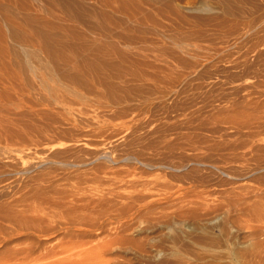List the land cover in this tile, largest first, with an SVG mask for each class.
Listing matches in <instances>:
<instances>
[{
    "label": "rangeland",
    "instance_id": "rangeland-1",
    "mask_svg": "<svg viewBox=\"0 0 264 264\" xmlns=\"http://www.w3.org/2000/svg\"><path fill=\"white\" fill-rule=\"evenodd\" d=\"M9 1L0 264H264V0Z\"/></svg>",
    "mask_w": 264,
    "mask_h": 264
},
{
    "label": "bare ground",
    "instance_id": "bare-ground-1",
    "mask_svg": "<svg viewBox=\"0 0 264 264\" xmlns=\"http://www.w3.org/2000/svg\"><path fill=\"white\" fill-rule=\"evenodd\" d=\"M7 1H9V0H7ZM10 1H11V0H10ZM10 1H9V2H10ZM51 2H54V4H56V3H55V0H52ZM59 2L61 3V1H59ZM59 2H58V0H57V3H59ZM62 3H63V2H62ZM52 4H53V3H52ZM131 4H132V3H131ZM64 5H65V3H64ZM64 5L62 4L63 7H64ZM66 6H67V7H66L65 11L67 10L66 12L68 13V11H69V8H68V7H69V6H68V4H66ZM23 7H24V6H23ZM24 8H26V7H24ZM61 8H62V7H61ZM61 8H60V9H61ZM52 9H53V8H52ZM70 9H71V8H70ZM27 10H30V9H27ZM53 10H55V9H53ZM61 10H63V9H61ZM70 12H71V11H69V13H70ZM173 12H174V11H173ZM53 14H54V13H53ZM71 14H72V13H71ZM71 14H70V15H71ZM100 14H101V13H100ZM135 14H136V13H135ZM62 15H63V14H62ZM28 16H29V15H28ZM73 16H74V15H73ZM76 16H77V15H76ZM30 17L32 18L31 15H30ZM28 18H29V17H28ZM31 18H29V19H31ZM160 18H161V17H160ZM32 19H33V18H32ZM34 19H37V18H34ZM97 19H98V18H97ZM5 20H6V19H5ZM27 20H28V19H27ZM71 20H72V19H71ZM3 21H4V20H3ZM75 21H76V20H75ZM6 22H7V21H6ZM9 22H10V20H9ZM13 22H15V21H11L12 24L10 23L12 26H13ZM29 22H30V20H29ZM31 22H33V20H31ZM101 22H102V20H101ZM25 23L28 24L27 21H26ZM55 23H56V22H55ZM57 23H58V22H57ZM57 23H56V24H57ZM79 23H80V21H79ZM110 23H111V22H110ZM29 24H30V23H29ZM59 24H60V23H59ZM14 25H16V24H14ZM18 25H19V24H18ZM18 25H17V26H18ZM3 26H4V25H3ZM29 26H31V25H29ZM14 27H16V26H14ZM72 27H73V26H72ZM101 27H102V26H101ZM62 29H63V28H62ZM71 29H72V28H71ZM46 30H47V29H46ZM1 31H2V30H1ZM40 31H41V30H40ZM57 31H58V30H57ZM41 32H42V31H41ZM101 32H102V31H101ZM104 32H105V31H104ZM62 33H63V32H62ZM105 34H107V33H105ZM105 34H104V35H105ZM2 35H3V33H2ZM70 35H71V34H70ZM98 35H99V34H98ZM41 36H42V35H41ZM90 36H91V35H90ZM38 37H39V36H38ZM2 38H4V37H2ZM45 38H46V37H45ZM59 39H60V38H59ZM62 39H63V38H62ZM73 39H74V38H73ZM96 39H97V38H96ZM39 40H40V39H39ZM49 40H50V38H49ZM80 40H81V39H80ZM64 41L67 42L68 40H64ZM9 43H10V42H9ZM25 43H26V41H25ZM28 43H29V42H28ZM39 43H40V42H39ZM80 43H81V42H80ZM96 43H97V42H96ZM98 43H100V42H98ZM51 44H52V43H51ZM61 44H62V43H61ZM90 44H91V43H90ZM102 44H103V43H102ZM23 45H24V44H23ZM23 45H22V47H23V51L21 52V54H22V55L24 54V61H25L26 64L29 65V66H28L29 69H31L33 72H35V70H36L35 67H36V66L33 67V66L31 65V64H33L32 61H31V57H33V56H31L30 51H29L27 48H25V46L27 47V43L25 44V46H23ZM31 45H32V44H31ZM36 45H37V44H36ZM49 45H50V44H49ZM113 45H114V44H113ZM28 46H29V45H28ZM37 46H40V45H37ZM84 46H85V45H84ZM92 46H93V45H92ZM41 47H43V46H41ZM41 47H40V48H41ZM44 47H45V46H44ZM62 47H63V46H62ZM64 47H65V46H64ZM66 47H67V46H66ZM101 47H102V45H101ZM103 47H104V44H103ZM110 47H112V48H110ZM110 47H109V48H110L111 50H113V48H114L115 46L110 45ZM40 48H39V49H40ZM59 48H60V47H59ZM80 48H81V47H80ZM104 48L106 49V46H105ZM104 48H103V49H104ZM115 48H117V47H115ZM48 49H49V48H48ZM71 49H72V48H71ZM42 50H43V48H42ZM52 50H53V49H52ZM54 50H55V49H54ZM100 50H101V49H100ZM100 50H99V51H100ZM111 50H109V52L112 53ZM44 51H45V50H44ZM46 51H47V49H46ZM46 51H45V52H46ZM65 51H66V50H65ZM87 51H88V50H87ZM99 51H98V52H99ZM105 51H106V50H105ZM105 51H104V52H105ZM115 51H117V50H113V52H115ZM48 52H50V50H48ZM101 52H102V51H100V53H101ZM104 52H102V54H105ZM51 53H52V51H51ZM94 53H95V52H94ZM115 53H116V52H115ZM117 53H118V52H117ZM57 54H58V53H57ZM22 55H21V56H22ZM52 55H53V54H52ZM55 55H56V54H55ZM62 55H63V54H62ZM97 55H98V54H97ZM106 55H107V54H106ZM115 55H116V54H115ZM85 56H86V55H85ZM95 56H96V54H95ZM95 56H94V57H95ZM100 56H101V55H100ZM107 56H108V55H107ZM49 57H51V55H50ZM78 57H79V56H78ZM96 57L99 58V55L96 56ZM96 57H95V58H96ZM102 57H104V56H102ZM109 57H110V56H109ZM52 58H54V56L51 57V59H52ZM104 58H105V57H104ZM48 59H49V58H48ZM48 59H47V60H48ZM55 59H57V56L55 57ZM73 59H74V58H73ZM105 59L109 62V60L107 59V57H106ZM57 60L59 61V59H57ZM76 60H77V59H76ZM95 60H96V59H95ZM99 60H100V59H99ZM101 60H102V59H101ZM64 61H66V58H65ZM67 61H68V59H67ZM67 61H66V62H67ZM69 61H71V60H69ZM83 61H84V60H83ZM86 61H87V60H86ZM93 61H94V60H93ZM102 61H104V60H102ZM111 61H112V60H111ZM50 62L52 63L53 61H50ZM55 62H56V61H55ZM71 63H73V61H71ZM88 63H89V62H88ZM110 63H111V62H110ZM93 65H94V64H93ZM100 66H101V65H100ZM50 78H51V77H49L48 80H50ZM51 79H52V78H51ZM48 80L45 79V81H47V82H48ZM45 81H44V82H45Z\"/></svg>",
    "mask_w": 264,
    "mask_h": 264
}]
</instances>
